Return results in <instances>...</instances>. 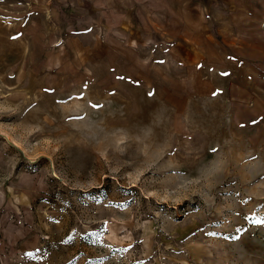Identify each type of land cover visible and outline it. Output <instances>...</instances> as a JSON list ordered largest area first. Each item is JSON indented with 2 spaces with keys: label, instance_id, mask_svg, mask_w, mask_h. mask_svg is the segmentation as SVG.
<instances>
[{
  "label": "rangeland",
  "instance_id": "obj_1",
  "mask_svg": "<svg viewBox=\"0 0 264 264\" xmlns=\"http://www.w3.org/2000/svg\"><path fill=\"white\" fill-rule=\"evenodd\" d=\"M0 264H264V0H0Z\"/></svg>",
  "mask_w": 264,
  "mask_h": 264
}]
</instances>
